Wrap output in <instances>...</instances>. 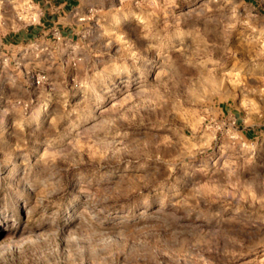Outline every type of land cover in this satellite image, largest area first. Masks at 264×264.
I'll list each match as a JSON object with an SVG mask.
<instances>
[{"label": "rangeland", "instance_id": "1", "mask_svg": "<svg viewBox=\"0 0 264 264\" xmlns=\"http://www.w3.org/2000/svg\"><path fill=\"white\" fill-rule=\"evenodd\" d=\"M38 19L0 0V264H264V0Z\"/></svg>", "mask_w": 264, "mask_h": 264}, {"label": "crops", "instance_id": "2", "mask_svg": "<svg viewBox=\"0 0 264 264\" xmlns=\"http://www.w3.org/2000/svg\"><path fill=\"white\" fill-rule=\"evenodd\" d=\"M30 1L32 7L39 13V19L31 30H25L21 33L27 35L31 32L40 33L50 29L57 30L62 36L72 38L75 29L78 26L76 19L77 10L83 8L87 0H27ZM5 40L0 43L5 44Z\"/></svg>", "mask_w": 264, "mask_h": 264}, {"label": "trees", "instance_id": "3", "mask_svg": "<svg viewBox=\"0 0 264 264\" xmlns=\"http://www.w3.org/2000/svg\"><path fill=\"white\" fill-rule=\"evenodd\" d=\"M31 28H32V26L28 27L27 29H28V30H31Z\"/></svg>", "mask_w": 264, "mask_h": 264}, {"label": "built area", "instance_id": "4", "mask_svg": "<svg viewBox=\"0 0 264 264\" xmlns=\"http://www.w3.org/2000/svg\"><path fill=\"white\" fill-rule=\"evenodd\" d=\"M29 6H31L32 7V4H31V2L29 1Z\"/></svg>", "mask_w": 264, "mask_h": 264}]
</instances>
